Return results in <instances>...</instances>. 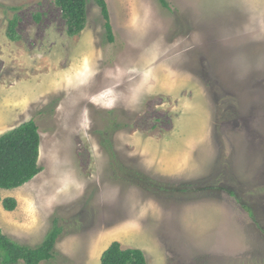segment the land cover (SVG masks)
I'll return each mask as SVG.
<instances>
[{
  "label": "rangeland",
  "instance_id": "1",
  "mask_svg": "<svg viewBox=\"0 0 264 264\" xmlns=\"http://www.w3.org/2000/svg\"><path fill=\"white\" fill-rule=\"evenodd\" d=\"M105 2L113 42L92 0L72 36L55 0H0V134L34 119L42 168L0 188L1 231L34 247L57 217L41 264L114 240L148 264H264V0Z\"/></svg>",
  "mask_w": 264,
  "mask_h": 264
},
{
  "label": "trees",
  "instance_id": "2",
  "mask_svg": "<svg viewBox=\"0 0 264 264\" xmlns=\"http://www.w3.org/2000/svg\"><path fill=\"white\" fill-rule=\"evenodd\" d=\"M98 7L103 20V27L108 42L114 41V34L110 23L109 12L105 0H92ZM159 5L168 8L167 0H157ZM61 11V17L66 25L69 36L76 35L83 30L86 23V0H55ZM16 19L8 22L7 37L15 40ZM119 126V124H115ZM106 137V136H105ZM104 136L100 140L104 149L113 153L111 143ZM40 135L38 125L34 119L21 122L6 132L0 134V188L14 189L33 179L42 170L39 165ZM138 182L143 183L147 177L137 172ZM150 179V178H148ZM137 182L138 185H141ZM147 182V180H146ZM150 180L148 186L150 185ZM163 190V189H161ZM186 190V189H183ZM3 209L12 211L17 202L13 197L1 199ZM63 227L57 217H54L51 226L43 236L41 242L28 246L11 239L0 229V264H41L49 263L54 259L55 244ZM99 264H147L145 254L140 248H123L117 240L112 241L100 254Z\"/></svg>",
  "mask_w": 264,
  "mask_h": 264
},
{
  "label": "crops",
  "instance_id": "3",
  "mask_svg": "<svg viewBox=\"0 0 264 264\" xmlns=\"http://www.w3.org/2000/svg\"><path fill=\"white\" fill-rule=\"evenodd\" d=\"M163 86L169 88V84H167V83H164ZM137 248H138V247H137ZM143 253H144V252H143ZM145 257H146V256H145ZM146 261H147V259H146ZM147 264H148V263H147Z\"/></svg>",
  "mask_w": 264,
  "mask_h": 264
}]
</instances>
